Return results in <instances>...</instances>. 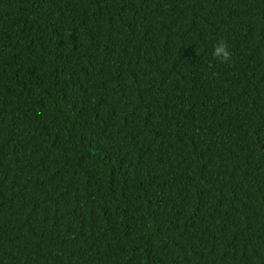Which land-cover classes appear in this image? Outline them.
<instances>
[{"label": "trees", "instance_id": "obj_1", "mask_svg": "<svg viewBox=\"0 0 264 264\" xmlns=\"http://www.w3.org/2000/svg\"><path fill=\"white\" fill-rule=\"evenodd\" d=\"M0 264H264V0H0Z\"/></svg>", "mask_w": 264, "mask_h": 264}, {"label": "clouds", "instance_id": "obj_2", "mask_svg": "<svg viewBox=\"0 0 264 264\" xmlns=\"http://www.w3.org/2000/svg\"><path fill=\"white\" fill-rule=\"evenodd\" d=\"M213 57L221 63H228L231 59V52L228 50V44L225 40H220L213 49Z\"/></svg>", "mask_w": 264, "mask_h": 264}]
</instances>
